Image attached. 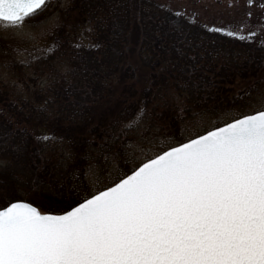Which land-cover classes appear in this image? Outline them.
Wrapping results in <instances>:
<instances>
[{
    "label": "snow or ice",
    "instance_id": "1",
    "mask_svg": "<svg viewBox=\"0 0 264 264\" xmlns=\"http://www.w3.org/2000/svg\"><path fill=\"white\" fill-rule=\"evenodd\" d=\"M47 3L0 0V23L22 28L24 20ZM173 15L195 22L194 14L189 19L177 9ZM58 23V18L53 21V31ZM204 27L241 39L254 36L216 23ZM169 30L175 34V58L170 63L183 73L173 76L179 83L170 91L183 105L177 89L198 92L212 81L200 71L206 56L202 42L187 35L183 24H173ZM40 43L36 39L33 50ZM39 54L45 56L47 49L41 47ZM33 59L29 56L24 63ZM56 72L70 86L75 68L65 64ZM51 75L54 80L55 74ZM258 100V107L238 110L226 119L210 109L189 106L192 117H181L179 139L141 159L135 156L146 140L117 144L111 162L118 166L132 157L131 166L92 187L99 181L100 169L89 165L85 173L89 179L83 182L89 190H78L62 207L42 209L28 198L8 197L0 204V264H264V93ZM206 117L216 123L183 134L185 126ZM132 126L126 118L109 130L105 141L119 139Z\"/></svg>",
    "mask_w": 264,
    "mask_h": 264
},
{
    "label": "trees",
    "instance_id": "2",
    "mask_svg": "<svg viewBox=\"0 0 264 264\" xmlns=\"http://www.w3.org/2000/svg\"><path fill=\"white\" fill-rule=\"evenodd\" d=\"M169 8L177 10L164 0H71L72 12L97 25L91 41H70L60 28L47 54L32 62L0 55V141H7L0 145V204L16 196L42 209L62 207L78 190H89L83 183L89 165L100 169L98 182L131 166L129 157L110 172L117 144L147 138L164 147L179 139L181 117H192L189 106L210 109L220 119L251 108L264 75V41L209 31L204 25L237 29L226 20L204 22L196 11L178 9L189 19L195 15L188 22ZM173 24H183L187 35L202 42L200 71L212 81L198 92L177 89L183 105L170 91L179 83L173 76L183 75L170 63ZM65 64L75 68L70 86L56 72ZM126 118L134 126L105 141ZM49 133L54 139L37 138Z\"/></svg>",
    "mask_w": 264,
    "mask_h": 264
},
{
    "label": "rangeland",
    "instance_id": "3",
    "mask_svg": "<svg viewBox=\"0 0 264 264\" xmlns=\"http://www.w3.org/2000/svg\"><path fill=\"white\" fill-rule=\"evenodd\" d=\"M174 9H184L196 11L198 18L204 22H222L227 21L235 25V29L244 32L254 33L256 39L264 41V0H253L252 4L247 3V0H164ZM71 0H48L46 6L30 17L24 20L23 27H7L5 28L0 23V55L5 59H16L25 61L29 56L37 58L39 49L42 47L48 49L51 40L60 28H63L65 34L70 41L88 43L92 39V31L86 32L91 25L84 18L79 17L75 12L70 10ZM251 13V15H249ZM191 14V13H189ZM58 18L59 23L55 30H52L53 21ZM243 23L244 28H239ZM48 28L47 33H42V30ZM40 33L41 37L37 34ZM40 39L41 43L37 45L36 50H33V43L36 39ZM35 59L31 60L34 61ZM258 89L251 97L250 107L259 106V96L264 93V75L258 82ZM215 123L211 117H206L201 123H192L190 126H185L184 132L190 134L193 131H198L202 127H207ZM188 131V132H187ZM166 133V132H165ZM159 134V133H158ZM167 137V134H165ZM147 141L143 150L136 155L135 159H141L146 155L160 148L157 141L148 140L147 138L135 139L137 141ZM115 165L110 168L113 171ZM105 176V174L103 175ZM107 182H92V187H97L100 184Z\"/></svg>",
    "mask_w": 264,
    "mask_h": 264
}]
</instances>
